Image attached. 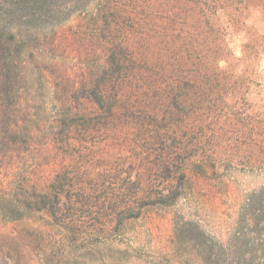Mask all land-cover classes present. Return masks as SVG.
<instances>
[{"label": "trees", "instance_id": "1", "mask_svg": "<svg viewBox=\"0 0 264 264\" xmlns=\"http://www.w3.org/2000/svg\"><path fill=\"white\" fill-rule=\"evenodd\" d=\"M256 10L264 0H0V264H84L150 209L230 195L240 168L264 175V99L233 65L264 47H229ZM240 218L258 237H220L226 254L264 263V184Z\"/></svg>", "mask_w": 264, "mask_h": 264}, {"label": "rangeland", "instance_id": "2", "mask_svg": "<svg viewBox=\"0 0 264 264\" xmlns=\"http://www.w3.org/2000/svg\"><path fill=\"white\" fill-rule=\"evenodd\" d=\"M77 22L73 19L71 24ZM222 22L225 24L224 18ZM249 42L264 47V15L259 10L250 15L244 30L232 35L229 47L241 59L245 55L243 46ZM245 59L241 62L233 60V65L237 73L246 74L253 82L250 100L255 105H262L264 52L260 50L258 57ZM230 175H233L234 185L230 195L223 188V192L214 198L182 201L171 208L150 209L143 218L127 225L125 237L108 241L105 245L99 244L100 249L91 254L87 252V259L80 261L84 264H231L234 255L226 254L229 247L220 237L228 240L234 235L238 238L239 233L251 240L258 237L255 225L251 222L247 225L240 218V211L246 197L264 184V175L244 168ZM191 221L199 222L207 236L200 237ZM184 224L185 229L181 228ZM215 236L219 240L214 242L212 237ZM261 240L264 244V237ZM233 243L232 248H239Z\"/></svg>", "mask_w": 264, "mask_h": 264}]
</instances>
